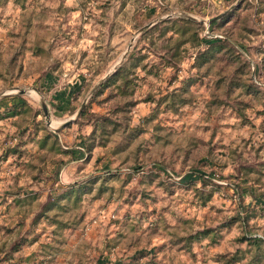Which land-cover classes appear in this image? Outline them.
<instances>
[{
	"label": "rangeland",
	"instance_id": "obj_1",
	"mask_svg": "<svg viewBox=\"0 0 264 264\" xmlns=\"http://www.w3.org/2000/svg\"><path fill=\"white\" fill-rule=\"evenodd\" d=\"M0 264H264V0H0Z\"/></svg>",
	"mask_w": 264,
	"mask_h": 264
},
{
	"label": "trees",
	"instance_id": "obj_2",
	"mask_svg": "<svg viewBox=\"0 0 264 264\" xmlns=\"http://www.w3.org/2000/svg\"><path fill=\"white\" fill-rule=\"evenodd\" d=\"M17 106L19 107L20 105L19 104H14L10 108H7L6 109V114L7 115H15V114L19 113V112H17L18 110H16Z\"/></svg>",
	"mask_w": 264,
	"mask_h": 264
},
{
	"label": "water",
	"instance_id": "obj_3",
	"mask_svg": "<svg viewBox=\"0 0 264 264\" xmlns=\"http://www.w3.org/2000/svg\"><path fill=\"white\" fill-rule=\"evenodd\" d=\"M80 107H82V104H81V106ZM41 108H42V112H43V114L46 116V114H47V111H46V107H45V105H44V103L42 102L41 103Z\"/></svg>",
	"mask_w": 264,
	"mask_h": 264
}]
</instances>
